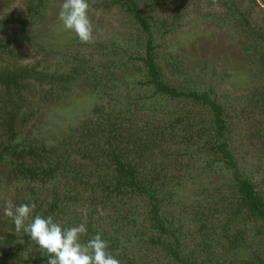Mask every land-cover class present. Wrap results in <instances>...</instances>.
<instances>
[{
  "label": "trees",
  "instance_id": "16d2710c",
  "mask_svg": "<svg viewBox=\"0 0 264 264\" xmlns=\"http://www.w3.org/2000/svg\"><path fill=\"white\" fill-rule=\"evenodd\" d=\"M167 1L174 5L170 23L157 16ZM11 2L0 0V15ZM190 2L105 0L107 8L128 13L146 36L145 54L136 56L140 66L135 70L147 77L136 84L153 90L142 98L149 106L128 97L122 109L124 104L107 93L106 87L113 91L129 85L111 83L114 64L101 66L105 77L81 56L63 73L48 74L18 62L0 67V264H47L35 242L16 232L4 215L7 202L1 195L11 187L18 205H35L32 218L52 216L65 227L84 223L88 233L83 240L100 233L121 264H157L146 260L147 254H136L137 248L162 250L177 264H264V190L240 169L229 141L228 107L212 89L197 86L194 72L179 58H167L170 75L178 78H168L159 62L157 38L176 31ZM24 4V13L15 10L0 19L2 60L20 57L19 37L45 17L49 6L48 0ZM209 5L227 12L241 35L247 62L264 75V15L256 14L257 0H210ZM84 78L101 99L110 95V110L98 105L94 110L101 123L71 127L70 135L54 145L28 136L37 114L30 108L33 86H49L42 100L54 102ZM250 103L255 110L264 109V90ZM143 110L151 114L139 127L133 118ZM83 150L90 151L84 159L94 161V168L75 157ZM193 236L188 246L186 239Z\"/></svg>",
  "mask_w": 264,
  "mask_h": 264
},
{
  "label": "rangeland",
  "instance_id": "374dc122",
  "mask_svg": "<svg viewBox=\"0 0 264 264\" xmlns=\"http://www.w3.org/2000/svg\"><path fill=\"white\" fill-rule=\"evenodd\" d=\"M12 1L4 14L0 15V19L15 10L24 13V3L27 0ZM48 2L45 17L36 21L19 37L17 47L20 57H6L3 60L0 58V67L18 62L21 66H38V70L48 74L63 73L69 72L75 58L81 56L89 60V66L96 68L103 77L107 72L102 70L101 66L114 64L112 70L115 72V79L111 83L117 86L127 82L129 85L121 87L120 90L112 91L110 87L106 89L115 100L124 104L122 109L127 108L124 101L128 97L136 105L146 102L147 100L142 98L151 96L153 90L150 86L136 84L139 81H146L147 77L135 69L140 66L136 56L145 54L147 40L143 33H139L130 15L117 6L107 8L105 0H88L90 19L96 31L94 43L85 44L74 32L63 29L59 20L63 0ZM257 2L259 7H256V14L263 16L264 0ZM209 3L210 0H191L176 31L163 38H157V44L160 46L159 62L168 78H178L170 75L167 58L169 56L179 58L184 62V68L194 72L191 76L194 81L197 80V86L205 90L212 89L218 102L228 107L231 115L229 141L240 169L264 190V114H262L264 109L255 110L250 103V98L255 93L264 90V75L258 72L257 65L247 62L245 52L239 44L241 35L234 23L227 18V12L220 7L210 6ZM173 10V3L167 1L157 16L167 18L170 23L173 19ZM132 57L135 61H131ZM32 89L33 93L29 97L33 104L31 103L30 108H35L37 114L29 123L26 134L38 136L48 145L57 144L61 138L70 135L71 127L88 122L101 123L94 113L97 105L110 110V95L107 94L101 99L92 93L87 78L73 85L71 90L64 91L62 98L54 102L42 100V95L50 90L49 86L40 87L35 84ZM149 105L147 101L146 106ZM140 114L142 115L133 118L139 127L142 126L143 119L150 116L151 110H143ZM256 133L261 138L255 137ZM82 152V155H75L77 160L94 168V161L84 159V155H89L90 151ZM215 180L218 181L216 178ZM17 196L14 187H11L4 189L1 198L7 203L18 205L20 198ZM190 196L189 192L185 193L186 198ZM197 199L199 198L193 197L194 201ZM185 222L192 233L194 225L190 224L189 220ZM194 237L186 239L188 246L192 245L196 238ZM140 250L137 248L136 254L140 256L147 254L148 261L157 264H177L170 263L162 250L155 252Z\"/></svg>",
  "mask_w": 264,
  "mask_h": 264
},
{
  "label": "clouds",
  "instance_id": "9594fccd",
  "mask_svg": "<svg viewBox=\"0 0 264 264\" xmlns=\"http://www.w3.org/2000/svg\"><path fill=\"white\" fill-rule=\"evenodd\" d=\"M88 0H63L59 20L63 29L74 32L82 43L95 41V29L89 15ZM35 205L11 202L4 207V215L11 218L16 232H24L47 256V264H121L108 251V243L100 233L87 239L84 223L65 227L52 216L36 215L32 218ZM31 222L26 224V221Z\"/></svg>",
  "mask_w": 264,
  "mask_h": 264
}]
</instances>
